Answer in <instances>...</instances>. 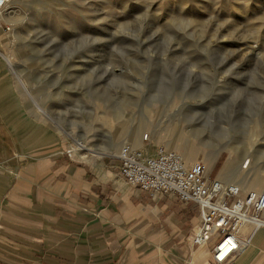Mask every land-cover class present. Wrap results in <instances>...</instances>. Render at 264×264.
Listing matches in <instances>:
<instances>
[{
	"label": "rangeland",
	"instance_id": "1",
	"mask_svg": "<svg viewBox=\"0 0 264 264\" xmlns=\"http://www.w3.org/2000/svg\"><path fill=\"white\" fill-rule=\"evenodd\" d=\"M12 5L1 24L0 82L36 142L52 133L57 153L83 145L73 156H114L135 148L129 138L141 129L140 149L154 155L181 127L201 150L187 163L208 166L205 155L219 150L211 178L229 175L232 157L249 178L244 192L264 180V0Z\"/></svg>",
	"mask_w": 264,
	"mask_h": 264
},
{
	"label": "crops",
	"instance_id": "2",
	"mask_svg": "<svg viewBox=\"0 0 264 264\" xmlns=\"http://www.w3.org/2000/svg\"><path fill=\"white\" fill-rule=\"evenodd\" d=\"M9 90L0 82V264H217L212 242L192 244L196 203L128 185L117 155L57 153L47 131L36 142ZM237 237L224 264H264V227Z\"/></svg>",
	"mask_w": 264,
	"mask_h": 264
},
{
	"label": "built area",
	"instance_id": "3",
	"mask_svg": "<svg viewBox=\"0 0 264 264\" xmlns=\"http://www.w3.org/2000/svg\"><path fill=\"white\" fill-rule=\"evenodd\" d=\"M6 4L7 0H0V27ZM117 158L119 174L128 185L150 197L174 195L180 201L196 203L199 226L192 244L212 242L211 254L217 264H224L242 250L237 233L243 224L264 227V192H244L236 185L222 184L210 177L203 162L189 164L181 154L163 146L148 155L129 144L120 148Z\"/></svg>",
	"mask_w": 264,
	"mask_h": 264
},
{
	"label": "bare ground",
	"instance_id": "4",
	"mask_svg": "<svg viewBox=\"0 0 264 264\" xmlns=\"http://www.w3.org/2000/svg\"><path fill=\"white\" fill-rule=\"evenodd\" d=\"M15 2H16V0H7L5 10L8 7V5L9 6L11 4L14 5ZM5 10L1 14V22L2 23H3V19L6 22V20L9 17V13H7V12L5 13ZM0 31L2 32L1 27H0ZM7 63L12 64V59L9 58L7 60ZM180 130L182 131V128L177 127L175 129L174 136H172L171 139H170V137L167 138V141L165 143L166 147L169 149V151L171 150V151H177V152H179L180 150L183 149V150H185V153H187L184 156L185 161L186 162L195 161L197 154L201 150L195 147V145L190 141L191 139H189V136L188 137L182 136L180 134ZM156 132H154V135L159 136V131H156ZM163 136H165V135H163ZM141 140H143V137L141 138V129L133 130V132L129 138V141H131V143L133 144V146L135 148H140L142 146ZM84 149H86V147H84L83 145H78L76 147V149H75V147L73 148L72 146H69V152H72L73 154H76V155H78L79 151H82ZM215 153L216 154L214 157L211 155H205V156H207L206 157L207 161H210L208 166H207L208 169L211 168V166H212L211 164H212V161L214 160V158H216L218 156L219 150H218V152H215ZM249 163H250V160L247 161V166L249 165ZM242 164H243V161H234V158L230 157V159L227 161V163L225 164V166L222 169V172L229 173V175H226L225 178H220V179L217 178V180L220 181L222 184L236 185L241 190H243V188L240 185H242L241 183H243V182L247 184V181H249L248 180L249 178L248 179L246 178V172L244 171L245 167H242ZM253 171H255V170H253ZM234 178L236 179V181L233 180ZM240 181H241V183H240ZM250 187L252 188L250 190H255L258 192H264V180H258L256 183H251ZM250 190H248V191H250Z\"/></svg>",
	"mask_w": 264,
	"mask_h": 264
}]
</instances>
